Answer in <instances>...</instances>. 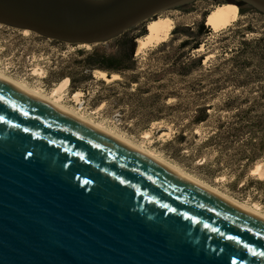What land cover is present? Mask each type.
Wrapping results in <instances>:
<instances>
[{
  "label": "water",
  "instance_id": "95a60500",
  "mask_svg": "<svg viewBox=\"0 0 264 264\" xmlns=\"http://www.w3.org/2000/svg\"><path fill=\"white\" fill-rule=\"evenodd\" d=\"M194 1L0 0V25L97 46ZM0 264H264V220L0 80Z\"/></svg>",
  "mask_w": 264,
  "mask_h": 264
},
{
  "label": "rangeland",
  "instance_id": "374dc122",
  "mask_svg": "<svg viewBox=\"0 0 264 264\" xmlns=\"http://www.w3.org/2000/svg\"><path fill=\"white\" fill-rule=\"evenodd\" d=\"M229 2L196 0L154 17H168L175 26L165 51H157L161 44L135 55L140 85L129 84V73L107 81L94 71L77 88L72 80L87 73L78 51L93 46L2 25L0 73L47 96L68 81L55 96L65 109L264 215V128L258 123L264 112V14ZM220 4L236 5L238 20L222 32H191L189 41L200 45L179 50V72L173 51L187 40L185 25L195 29ZM149 21L135 33L147 32ZM101 46L114 49L112 41ZM203 110L207 119L198 122Z\"/></svg>",
  "mask_w": 264,
  "mask_h": 264
},
{
  "label": "bare ground",
  "instance_id": "6f19581e",
  "mask_svg": "<svg viewBox=\"0 0 264 264\" xmlns=\"http://www.w3.org/2000/svg\"><path fill=\"white\" fill-rule=\"evenodd\" d=\"M238 15H239V9L236 5L220 4V5L215 6L210 11V13L208 14V16L206 18V24L214 32H216V33L222 32L223 30L231 27L233 25V23H235L238 20ZM174 26H175V22L168 17H158L156 19L150 20L148 25H147L146 35L137 40V45H138L137 46V55L142 54L145 50H147L151 47L159 46L162 43L166 42L167 37L169 36V33L174 29ZM80 47L89 48L88 45H80ZM202 50H203V48L199 49V51H201V52H202ZM95 72L97 73V75L101 79H105L107 81H113L115 79L120 78V76L116 75V74L112 75V77L109 78V76H107V73H105V72H102V71H95ZM0 80H2L4 82L20 89V90L28 93L31 96H34L35 98L53 106L54 108L66 113L72 117L79 119L80 121L92 126L93 128H95L99 131H102L108 135H111L112 137L123 142L124 144L132 147L133 149L145 154L149 158L157 161L161 165L171 169L172 171H174L175 173L184 177L185 179L189 180L190 182L204 188L205 190L209 191L210 193H212V194L220 197L221 199L239 207L240 209H243L244 211L249 212L252 215L264 220V215L259 213L258 211L251 209L245 205L239 204V203H237L231 199H228L227 197L216 192L215 190H213V189L205 186L204 184H201L200 182L193 180L192 178L186 176V174L184 172L179 171L177 168H173L171 165L167 164V162H164L162 159L158 158L157 156L153 155L152 153H148L147 151H145L143 149H139L135 146H132L131 144H129L128 142H126L122 138L120 139V138L116 137L115 135L109 133L107 130L100 127L99 125H96L95 123L90 122V121H86V120L82 119L81 117L75 115L71 110L69 111L67 108L65 109V107L61 106L58 103V100L55 98L56 94L58 93V90L65 87V85H66L65 83L60 84L58 90H54L51 95L47 96V95H43L42 93H40L37 90H34V89L27 87L24 84H21L19 82L14 81L13 79L5 76L2 73H0ZM260 169H261L260 166H258V168L255 171H253L252 173H256L257 171H260Z\"/></svg>",
  "mask_w": 264,
  "mask_h": 264
},
{
  "label": "trees",
  "instance_id": "16d2710c",
  "mask_svg": "<svg viewBox=\"0 0 264 264\" xmlns=\"http://www.w3.org/2000/svg\"><path fill=\"white\" fill-rule=\"evenodd\" d=\"M230 5V4H228ZM240 5V4H239ZM205 26L202 24L200 27V30L197 35L201 36L204 32ZM136 29L127 31L119 38L113 40V50L108 51L106 48L102 47L101 45L93 46L91 50H79L78 54L82 56V59L78 61V64L83 68V70L87 73H82L79 78L73 79L72 83H74L77 88H80L84 83H86L89 80V77L92 76V73L94 71H102L108 74L109 77L113 75H119L126 77L127 73L130 75V82L129 84H138L140 85V78L136 74V71L138 69L137 65V59L135 55H137V40L143 36L146 35V30H142L140 33H135ZM176 32H180L179 29H176ZM192 33H190L191 35ZM189 45V48L192 47L193 49H198V46L200 45L199 41H196L195 43H191L189 40L183 41V43L178 46L176 51H173V65L174 67L178 68L179 72L182 71V65L179 63L181 60V54L178 53L181 48H186V46ZM167 44L164 42L162 43V46H160L157 51H165ZM170 54V53H169ZM171 58V56H170ZM201 59L197 61V63H200ZM121 78V77H120ZM69 79V78H65ZM70 80V79H69ZM158 81V80H156ZM68 83V81H66ZM66 82L63 81V83L66 84ZM62 84V83H61ZM139 90H142L139 88ZM171 107H175L170 106ZM203 115L198 119V122H203L207 119V111L203 110ZM205 113V114H204ZM259 126L261 128H264V112L259 117ZM264 142V141H263ZM252 159H257L258 157H251Z\"/></svg>",
  "mask_w": 264,
  "mask_h": 264
},
{
  "label": "flooded vegetation",
  "instance_id": "af4514ba",
  "mask_svg": "<svg viewBox=\"0 0 264 264\" xmlns=\"http://www.w3.org/2000/svg\"><path fill=\"white\" fill-rule=\"evenodd\" d=\"M208 1H219V2H229L230 1V2H236V3L240 4L241 10L243 12H247V11H249V12L250 11H257V12H259L258 10L253 8L252 6H250V5L246 4V3L240 2V1H236V0H208ZM259 13H261V12H259ZM202 24H204V26H205L206 22L203 20L201 22V24H199L195 29L193 27H191L190 25H185V33L187 35V40H189V35H190L191 32H197V34H198ZM209 33H210L209 26H207V27L205 26L204 32L202 33L201 36H204V35L209 34ZM186 48L188 49L189 45H187Z\"/></svg>",
  "mask_w": 264,
  "mask_h": 264
}]
</instances>
